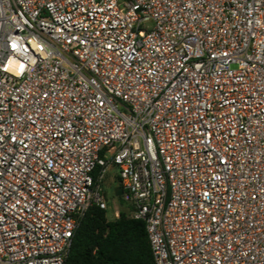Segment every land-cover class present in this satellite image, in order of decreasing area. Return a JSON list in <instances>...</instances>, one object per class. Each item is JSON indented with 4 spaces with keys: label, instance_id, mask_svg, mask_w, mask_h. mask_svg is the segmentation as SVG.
<instances>
[{
    "label": "built area",
    "instance_id": "2783aa9c",
    "mask_svg": "<svg viewBox=\"0 0 264 264\" xmlns=\"http://www.w3.org/2000/svg\"><path fill=\"white\" fill-rule=\"evenodd\" d=\"M111 166L154 264H264V0H0V264H65Z\"/></svg>",
    "mask_w": 264,
    "mask_h": 264
},
{
    "label": "trees",
    "instance_id": "16d2710c",
    "mask_svg": "<svg viewBox=\"0 0 264 264\" xmlns=\"http://www.w3.org/2000/svg\"><path fill=\"white\" fill-rule=\"evenodd\" d=\"M99 172L95 171L97 178ZM117 187L119 182L116 177ZM125 209L117 219L108 221L106 210L97 206L87 209L75 230L65 264H154L143 221L129 216Z\"/></svg>",
    "mask_w": 264,
    "mask_h": 264
},
{
    "label": "rangeland",
    "instance_id": "374dc122",
    "mask_svg": "<svg viewBox=\"0 0 264 264\" xmlns=\"http://www.w3.org/2000/svg\"><path fill=\"white\" fill-rule=\"evenodd\" d=\"M103 194L107 200L106 218L108 221H113L118 218L119 212L125 208L120 205L118 197L115 195L116 183V169L115 167H109L104 173L102 179ZM118 212V216H115V212Z\"/></svg>",
    "mask_w": 264,
    "mask_h": 264
},
{
    "label": "water",
    "instance_id": "95a60500",
    "mask_svg": "<svg viewBox=\"0 0 264 264\" xmlns=\"http://www.w3.org/2000/svg\"><path fill=\"white\" fill-rule=\"evenodd\" d=\"M121 194H122V190H121V188L116 187V189H115V195H116V197H120Z\"/></svg>",
    "mask_w": 264,
    "mask_h": 264
}]
</instances>
